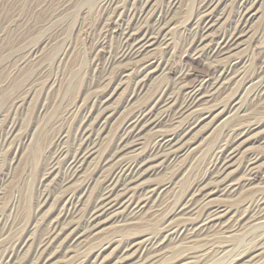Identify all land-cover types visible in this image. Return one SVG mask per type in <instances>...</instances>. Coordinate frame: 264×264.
Listing matches in <instances>:
<instances>
[{
  "label": "bare ground",
  "instance_id": "6f19581e",
  "mask_svg": "<svg viewBox=\"0 0 264 264\" xmlns=\"http://www.w3.org/2000/svg\"><path fill=\"white\" fill-rule=\"evenodd\" d=\"M120 1L103 0L100 7L102 14L109 15V21L106 26L103 24L94 40L95 47H103L108 38H116V46L109 50L103 65L95 63L101 75L98 82L100 85L104 83V87L93 91L90 106L85 108L87 103L80 106V124L69 144H64L67 143L64 139L69 137L68 130L65 134L60 131L62 133L52 146L48 166L45 167L46 175L59 179L56 186H60L58 190L61 189V194L55 197V206H51V219L47 220L44 235L38 237L40 240L36 242L34 235L26 234L18 244L2 254L0 264H11L13 256L28 247L33 250L34 260L31 264H48L61 255L72 260L73 252L78 251L77 247L88 244L97 234V229L107 221L122 223L124 227H138L146 219L156 218L162 221L163 226L141 238L130 239L124 246L119 245L123 238L108 240V246L98 247L95 258L94 255H87L76 261L74 257L71 264H122L130 258L135 259L136 264H155L161 257H169L168 249H165L168 243L179 242V246L184 249L189 243L192 245L210 235L219 233L223 237V234H232L227 235L230 237L239 234L246 226L264 224V189H255L252 194L242 196L243 191L257 186L254 183L262 156L260 153L247 152L240 155L242 158H237L249 141L264 147V128H261L264 123L252 121L248 108L244 106L247 97L252 105L256 104L260 110H264V43L259 49L258 68H254L251 73L244 70L248 58L239 53L240 46L253 30L254 24L251 23L262 17L254 12L260 0H236L231 22L226 17V6L223 7L225 0H200L198 19L193 21V30L189 29L185 34L186 45L182 47L184 51L177 69L170 67L168 50L173 44L171 25L175 27L174 17L179 10L180 0H161L167 4L162 5L160 2L159 6H155L153 0H135L131 7L124 6L122 10L119 9ZM186 55L192 59L200 58L203 69L189 66L183 59ZM158 70H167L170 75L166 78L168 81L152 92L144 104L132 108L121 117L115 139L101 151L100 139L111 116L109 99L126 83L124 79L127 77H132L133 86L129 102L139 98L150 91L148 80ZM241 90H244L242 97L238 95ZM109 91L112 92L110 96ZM129 104L126 103L124 107ZM225 114H228V119L223 128L228 136L219 145L220 149L216 147L219 150H216L212 159L209 158V167L205 165L208 167L204 172L205 177L194 184L191 182V186L183 193L181 191L173 209L162 210L160 197L165 191L163 186L170 184L172 177L167 183L164 181L166 178L161 182H153L146 177L163 170L169 163L183 160L181 158L187 155L195 142V138L190 135L208 119L214 122ZM13 123L6 133L4 131L7 141L19 132V125ZM233 166L236 168L232 170ZM85 173L89 176H84ZM47 190L50 192L49 188L41 192L40 205L50 198ZM238 198L245 201L241 208H234L232 204L225 206L220 202H233ZM57 243L58 246H55ZM115 243L117 245L111 254L113 259H110L111 256L107 258V255L104 257L103 252ZM212 248L207 252L204 249L199 253L178 254L172 264H205L211 250H214ZM240 255L241 258H235L240 259L239 264H263L264 233L243 249Z\"/></svg>",
  "mask_w": 264,
  "mask_h": 264
},
{
  "label": "rangeland",
  "instance_id": "374dc122",
  "mask_svg": "<svg viewBox=\"0 0 264 264\" xmlns=\"http://www.w3.org/2000/svg\"><path fill=\"white\" fill-rule=\"evenodd\" d=\"M134 1L121 0L119 9L131 7ZM166 1L162 3L161 0H153L155 6L166 5ZM260 1H258L259 5H256L257 8H254V12H258V16L262 17L258 19L259 21L254 20V23H251L254 24L253 30L239 48L240 55L246 59L248 58L244 67L246 73H251L258 68L260 62L259 49L264 43V0ZM101 2L103 3V0H0V257L18 244L20 238L22 239L26 234L34 235L36 242L43 237L48 224L47 220L50 221L51 219V206H55V197L61 194V189L58 190L60 186H56L59 179L46 175V166H48L52 146L58 139L57 137L62 132L65 134L67 130L69 137L67 136L68 138L64 139V141L67 140V143L64 144L71 142L72 134L80 124V106L83 103H87L85 108L88 105L90 106L94 97V95L92 96L93 91L104 87V83L100 85L98 82L101 75L96 69L95 63L98 62L103 65L104 60L109 56V50L114 49L116 46V38H108L103 47L102 45L95 47L94 40L99 35L103 24L106 26L107 21H109V15L101 12ZM199 2L200 0H180V4H178L177 9L179 10H176L177 14L174 17L175 27L174 24L171 25L173 31L170 36L173 44L168 50L170 51L168 56L172 68L177 69L180 66L179 62L183 55L182 51H184L182 47L186 45L184 37L189 29L193 30V23L198 19L196 17H198L197 7ZM235 2L236 0H225L223 4V7L226 6L227 8L226 17H229L230 22L233 20ZM260 5L261 7H259ZM260 11L261 13H259ZM250 35L251 37H249ZM183 59L189 66L199 68V70L203 69L204 65L201 64L202 60L200 58L192 59L186 55ZM169 76L167 70L164 72L162 70L156 71L152 78L148 80L150 91L141 94L139 98H134L131 102L129 101L133 95L132 77L124 79L126 83H123V87L118 88L109 99L111 109L109 114L111 116L100 139L101 151L115 139L124 115L129 110L144 104L152 96V92L168 81L166 78H169ZM193 77H190V79ZM109 92L108 96L112 93ZM242 94H244V90H241L238 95L241 96ZM245 100L244 106L248 108L252 121L257 120L264 123V110H260L256 104L252 105L253 103L250 102L249 98L246 97ZM126 103L130 104L124 107ZM227 119L228 114L221 116L220 119L218 118L214 122H210L211 118L208 119L190 135L195 138V142L187 155L181 158L183 160L169 163L163 167V170H158L153 174L154 176L148 175L146 177L147 180L153 182H161L166 178L165 183L172 177L173 181L163 186L166 192L164 191L160 197L162 210L166 211L167 209V211H170L171 208L173 209L177 198L181 196L184 190L205 177L210 159L215 155L216 150L220 149L219 145L221 146L227 139V132L223 128ZM12 123L19 125L17 127L19 132H16L17 135L15 134L7 141L4 131L6 133ZM261 128H264V124ZM262 146L260 143L249 141L238 154L237 158L239 159L242 158L240 155H245L247 152L260 153L262 156L259 162L261 166L258 168L257 180L254 183V186H257L243 191V197L252 194L251 192L255 189L258 191L264 189V147ZM99 156L93 164L96 163ZM180 166L181 168H179ZM235 168L233 166L232 170ZM87 175L85 173L84 176ZM46 186L50 190V192L47 190L50 198L45 204L42 203V206L40 205V195L44 189H48ZM240 198L233 202H220L225 206L232 204L234 208H236L235 206L241 208L242 203H245V201ZM161 222L156 218L154 220L146 219L139 224L140 227H133L132 225L124 227L121 226L122 223L117 224L114 221H107L97 229V234L91 238L88 244L77 247L78 251L73 252L74 255L71 258L74 260L75 257L76 261L87 255H94L93 258H95L102 245H105L104 248L108 246L106 244L108 240L114 241L123 238L122 244L119 245L124 246L130 239L141 238L145 234L148 235L157 231L163 226H161ZM263 225H260L261 227L257 225L246 226L245 229L239 231V234H233L230 237L228 236L232 234H223V237L219 233L214 234V236L219 235V238L210 235L207 237L212 241H208V238L204 237L200 241L191 243L192 245H189L190 243L188 246L184 245L186 246H183L184 249L179 246V242L168 243L165 249H168L169 257H161L160 261L155 264H172L176 256L193 251L199 253L206 250L207 252L212 248L211 246L214 250H211V255H208L205 264H210V261L211 264H236L237 262L239 264L240 253L243 249L245 250V248L252 245L264 233ZM240 234H243V236ZM116 243L118 244V242ZM116 243L103 252L104 257L107 255V258L111 256L110 259H113L111 254L117 245ZM206 243L209 245H206ZM175 244L177 245L175 246ZM6 246L9 248H5ZM55 246H58V243ZM224 248L225 250H223ZM174 249L175 251H173ZM221 249L223 250L222 253ZM32 254V247H28L20 254L13 256L10 263L31 264L34 260ZM238 256L239 258L235 259ZM72 260L61 255L48 264H71ZM122 264L136 263L135 259L130 258L125 259ZM201 264L204 263L201 262Z\"/></svg>",
  "mask_w": 264,
  "mask_h": 264
}]
</instances>
